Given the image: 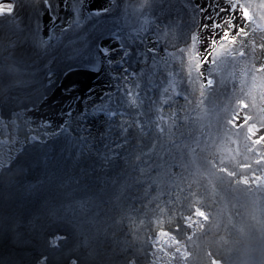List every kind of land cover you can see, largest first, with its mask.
<instances>
[{"label": "rangeland", "instance_id": "1", "mask_svg": "<svg viewBox=\"0 0 264 264\" xmlns=\"http://www.w3.org/2000/svg\"><path fill=\"white\" fill-rule=\"evenodd\" d=\"M82 1L3 0L14 16H0V264H264L263 187L221 171L264 176V148L244 129L258 128L264 116L256 83L264 57L251 55L253 41L264 42L257 20L264 1L243 3L256 17L244 20L250 39L240 41L243 49L238 41L235 52L224 43L212 53L211 101L199 96L208 87L197 78L194 27L170 34L163 22L173 13H146L150 5L137 0H99L86 10ZM101 9L108 14L96 15ZM47 13L54 19L45 24ZM154 35L181 55L169 62L174 56ZM98 41L111 53L103 55ZM219 71L227 75L221 86ZM71 74L95 87L64 130L66 115L58 120L50 105L57 82ZM177 75L190 88L171 78ZM169 245L179 255L173 261Z\"/></svg>", "mask_w": 264, "mask_h": 264}, {"label": "bare ground", "instance_id": "2", "mask_svg": "<svg viewBox=\"0 0 264 264\" xmlns=\"http://www.w3.org/2000/svg\"><path fill=\"white\" fill-rule=\"evenodd\" d=\"M98 1L99 0H83V2H85L84 4L79 5L78 7L82 8L83 10H86V8L91 7V9H94L95 7H98ZM243 1H248V0H243ZM264 1V0H263ZM62 2V1H61ZM137 2H141L143 5H150V10L149 12L146 11V13H154L153 12V8H156L157 12L161 13L163 12L167 17L169 16V14H167V12L173 13L171 15V17H173L170 21L166 20L163 22V25L165 26V29L168 30L171 34V31H176L178 28L184 31L185 29L189 30V27H194L195 30L193 31L194 33V40L196 41V44L199 45L201 42V46L200 48H197L195 43H190L192 48L195 50V52H197L198 50V56L195 59L201 58V59H211V66L208 68L207 65H204L203 63H199V65L197 66V78L198 81L204 84L207 83V79L209 78V73H210V69L213 66V62H212V53L214 54V52H216V50L219 48V43L222 40L223 36H224V32L228 29L231 30L230 34L232 35H237V30L240 29L241 27L245 26L244 23V15L243 12L241 11L240 8H237L236 3L231 2V0H194V2H192V0H189V2H185V0H137ZM243 2V3H245ZM254 2V1H253ZM59 5H64V3L62 2ZM243 5V4H242ZM249 6V4L247 5ZM103 7V6H101ZM76 8V7H75ZM127 8V7H126ZM125 9V8H124ZM264 8H262L263 10ZM102 11H105L106 13H95L96 15H100V16H105L107 15V11L106 9H101ZM120 10V9H119ZM122 10V9H121ZM130 11V10H129ZM128 11V12H129ZM92 12V11H91ZM127 13V11L125 12ZM125 13H122V15L125 17L126 20L132 21L131 19H127V16ZM254 13H260L259 10L256 8L254 9ZM58 15L60 13H55V15ZM262 16L259 17L257 16V20L260 22L261 21V26H262V30H264V13H261ZM54 15V16H55ZM153 15V14H152ZM116 16V15H115ZM130 16V15H129ZM49 17V19H54L53 15L50 13L46 14L45 19V24H48L47 18ZM107 17V16H106ZM133 17V16H132ZM118 18V17H117ZM160 18V17H159ZM169 18V17H168ZM178 18H182L183 19V25L178 26L177 23L174 22L175 19ZM200 18V20H199ZM256 18V17H255ZM150 21L154 20V16L151 19H148ZM159 20V19H158ZM179 20V19H178ZM181 21V19L179 20ZM126 22V21H125ZM138 22V21H137ZM125 24V23H124ZM257 23H254V25H251L252 27H256ZM54 25V22H52L51 24L48 25L47 28H51ZM82 25V24H80ZM217 25L219 27H217ZM125 27V26H124ZM146 27V26H145ZM104 28V27H103ZM109 29V28H108ZM261 29V28H260ZM57 30V29H55ZM86 31V30H85ZM144 33V32H143ZM135 34V33H134ZM173 34V33H172ZM191 34V33H190ZM62 35V34H61ZM137 35V34H136ZM139 35V34H138ZM157 35H154L155 37V42H162L163 41L160 40V37H156ZM188 36V35H187ZM80 37V36H78ZM78 37L75 38L76 41H78ZM196 37V39H195ZM191 38V37H190ZM108 39V38H106ZM182 40V39H181ZM186 40V39H184ZM86 41V40H85ZM217 43V47L215 49H213V42ZM79 43V42H78ZM100 43H103V41H98L97 46H100L103 48L102 53L103 55L107 56L106 54H108V52L110 51L111 53V49L108 47H103L102 45H98ZM228 43L230 45V42H225ZM261 43V42H260ZM258 44V42H257ZM164 46H166V43L164 44ZM169 46V45H167ZM170 47V46H169ZM176 49V48H175ZM172 48H170L169 52H166V55H169V53L171 54L170 57H168L169 59L171 58V56H174L173 51L175 50ZM189 49V48H188ZM150 54L152 53L151 51L147 50ZM179 51V50H178ZM113 52V51H112ZM187 52V51H186ZM229 52V51H228ZM183 54H185V52H183ZM181 55V54H179ZM176 55V56H179ZM251 55L257 59V55H256V49H254L253 47H251ZM176 56L173 57V59L169 60L170 61H174L176 60ZM228 56V55H227ZM127 58V57H126ZM189 58V57H188ZM215 58V57H213ZM131 59V57H130ZM129 59V60H130ZM182 58H179V61ZM46 61V60H45ZM123 61H127V60H123ZM182 61V60H181ZM194 61V60H193ZM214 61V60H213ZM122 62V61H121ZM255 62L252 61V63ZM217 65V64H216ZM253 65H255V63H253ZM184 66V65H183ZM187 66V65H186ZM177 67V65H176ZM244 67V66H243ZM179 68V66H178ZM244 69V68H243ZM242 69V70H243ZM184 70V69H183ZM231 72V68L228 69ZM255 68H252V71H254ZM186 71V70H185ZM256 71V70H255ZM246 72V71H245ZM188 73V72H187ZM247 74V73H246ZM201 75H204V78L201 79ZM183 76V75H182ZM182 76H172L171 78H174V80L176 82L181 81V83H185L184 85L187 86L188 88H190L189 83H187V79L184 78L182 79ZM226 74L222 73L219 71L218 75H217V83L221 86L222 84L226 83ZM242 77V76H241ZM247 77V76H246ZM180 78V79H179ZM262 78V79H261ZM241 79V78H240ZM253 79V78H252ZM252 79H248L246 80V85L245 84H241L243 88H241L240 94L245 96V92L242 93L244 90L247 91L248 87L250 89L251 87V83ZM64 80V79H63ZM95 81V80H94ZM260 81H261V85H260ZM213 82V81H212ZM245 82V81H244ZM214 83V82H213ZM256 83L258 84L257 86L259 88H261V96H262V100L260 103L262 104V107L264 109V75H262L261 77L259 76L258 79H256ZM58 89H61L59 91V95L58 98L55 97L51 103V108L52 110L56 111V115L58 116V120L62 118L63 114L66 115V113L68 111H70L71 109H73L75 106H77L78 103H81L85 96L87 98V96L89 95V90L91 91V89H94L95 85L89 86V84L83 80L77 79L75 78V76L73 74L70 75L69 79L66 80V82H62L59 81L57 82ZM102 85V84H101ZM100 85V86H101ZM176 85V84H175ZM215 85V84H214ZM184 86V87H185ZM175 87V86H174ZM173 87V88H174ZM208 87V90L205 92H201L199 94L200 98H203L204 100H208L211 101V98L209 96V94L211 93V89L214 87ZM235 87V86H234ZM91 88V89H90ZM177 88V87H176ZM57 89V90H58ZM207 89V88H206ZM244 89V90H243ZM201 91H203V89H200ZM238 90V89H237ZM249 91V90H248ZM248 94V92L246 93ZM198 95V94H197ZM203 95V96H202ZM241 95V96H242ZM197 98V97H196ZM199 98V100H200ZM252 101V100H251ZM199 102V101H198ZM242 102V101H241ZM240 102V106L243 110H246L248 107L247 103L241 104ZM194 104V103H192ZM195 105V104H194ZM244 105H247V107H244ZM261 106V105H260ZM156 108L158 107L157 105L155 106ZM45 108V107H44ZM198 108V107H197ZM210 108V107H209ZM199 109V108H198ZM66 110V111H65ZM65 111V113H64ZM213 111V110H212ZM197 112V111H196ZM212 112L208 113V117L206 119V121H210V119H212L211 117ZM190 115V114H189ZM207 115V114H206ZM192 116V115H191ZM190 119V118H189ZM236 120V119H235ZM241 120V119H240ZM239 120V121H240ZM253 120V118H252ZM242 122V121H241ZM239 123V122H238ZM251 124L249 127L248 125ZM252 125L253 123H247L246 127L244 126L245 132L249 133L247 135L251 134V139L250 142L253 143V141L261 134H264V116L262 119V122L260 124V126L256 129V135L252 134ZM242 125L238 126L237 128L235 127V129L239 130L241 127H243ZM190 127V126H189ZM204 127V126H203ZM231 127V122L230 120L227 123V128ZM200 128V127H199ZM221 132L224 131L222 130L221 127H219ZM248 132H247V131ZM192 131V130H191ZM194 132V131H193ZM195 134V132H194ZM193 134V136H194ZM259 134V135H257ZM198 135H202L204 136V133L202 130L198 131ZM257 136V137H256ZM254 138V139H253ZM203 139V138H202ZM193 140V138H192ZM205 140V139H204ZM202 144V143H201ZM213 144V143H212ZM216 144V143H215ZM199 145V144H198ZM258 148H260L261 150H263L261 148V146H263L264 148V143L261 144H256ZM261 145V146H260ZM208 147V145H207ZM264 151V150H263ZM247 165V164H246ZM262 176L263 174L260 173ZM248 177V176H247ZM249 181L252 184V186L255 188L256 185H254V181L251 180V177L249 176ZM259 182V181H258ZM262 182V181H261ZM258 191H260V188H257ZM264 194V193H263ZM264 196V195H263ZM162 243V242H161ZM173 244V243H172ZM173 248H175L174 245H169L166 247V256L169 258V260H175L174 257H178L179 255L176 254V249L171 250ZM164 257V256H163ZM156 262V261H155ZM160 262V261H159ZM157 264V263H156Z\"/></svg>", "mask_w": 264, "mask_h": 264}, {"label": "snow or ice", "instance_id": "3", "mask_svg": "<svg viewBox=\"0 0 264 264\" xmlns=\"http://www.w3.org/2000/svg\"><path fill=\"white\" fill-rule=\"evenodd\" d=\"M231 2L236 3L237 8H240L241 11L243 12V15H244V18L246 19V21L249 24H251L255 18L249 14L248 6L246 4H244V5L240 4L239 2H237V0H231ZM259 7L264 8V2H262L259 5ZM0 16H3V17L14 16V7L11 4H6L3 2V0H0ZM217 27H219V26L217 25ZM253 30L255 31V29H253ZM230 32H231L230 29H228L224 32L223 39L220 41L219 46L223 47L225 42H230L232 47L229 51L235 52L236 51L235 46L237 45V43L239 41V46L241 49H243V44H240V41L243 40V41L247 42L250 39L249 31L244 29L243 27H241L240 29L237 30V35H232V34H230ZM216 47H217V43L214 41L213 42V49H215ZM252 47L254 49H256V53H257V51L260 53V55L258 56L259 59H261V57H264V42H261L257 45V43L255 41H253ZM238 55L240 57H243L246 55V53H245V51L241 50V51H239ZM203 62H204L203 59L198 61V63H203ZM253 67H255V65H253ZM257 71L264 73V61H262V63L260 64V67L257 69ZM212 83L213 82L211 80H209V81H207L206 86L210 87V86H212ZM241 103H243V102H241ZM244 107H247V105H244ZM248 119H249L248 117H244V120H248ZM252 134L256 135V129H255L254 125L252 126ZM253 143H256V144L264 143V134L259 135L253 141ZM256 164L257 165L261 164V161L257 160ZM245 167L251 168V165H245ZM221 171L225 172L228 177L235 179L237 184L243 183L249 188L252 187V184L249 181V177L245 176L241 179V178H237V173L234 171H228L227 169H223V168L221 169ZM262 171H264V169H262ZM251 180L252 181H264V176L256 175L253 173V175L251 176ZM256 187L257 188L264 187V184L257 183ZM195 214L197 216H199L204 221H207L209 219V217L206 216L205 213L203 211H200L199 209L195 210ZM187 219L191 221L192 217L189 216V217H187ZM191 226H192L191 223L187 225V227H191ZM201 227H202V225H201ZM181 230L182 229H178V231H181ZM185 258H187V254H186ZM74 264H75V262H74ZM212 264H218V262L214 260L212 262Z\"/></svg>", "mask_w": 264, "mask_h": 264}, {"label": "clouds", "instance_id": "4", "mask_svg": "<svg viewBox=\"0 0 264 264\" xmlns=\"http://www.w3.org/2000/svg\"><path fill=\"white\" fill-rule=\"evenodd\" d=\"M73 264H74V262H73Z\"/></svg>", "mask_w": 264, "mask_h": 264}]
</instances>
